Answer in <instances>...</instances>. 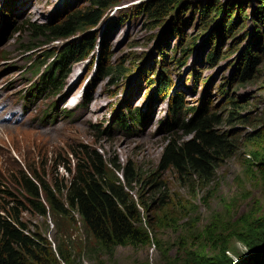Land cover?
Segmentation results:
<instances>
[{
  "label": "rangeland",
  "instance_id": "rangeland-1",
  "mask_svg": "<svg viewBox=\"0 0 264 264\" xmlns=\"http://www.w3.org/2000/svg\"><path fill=\"white\" fill-rule=\"evenodd\" d=\"M5 1L2 6L4 0H0V32L7 22L11 24L6 28L5 37L0 39V188L4 186L19 195L16 177L28 167L35 169L40 177L49 181L56 179L62 184L68 175L58 163L71 158V149L85 145L97 149L105 158L117 159L138 168L140 179L132 184L131 194L138 197L142 193L146 205L142 212L149 241L105 249L84 237L75 222L77 215L74 212L69 211L63 218L53 220L49 215L40 216L33 206L21 199L24 204L21 207L22 220L30 233L40 235L45 241L43 245L47 252L50 246L54 251L60 245L70 255L72 264H182L191 255L201 259L211 257L215 251L210 240L218 238L228 242L227 255L232 264L240 259V255L247 256L249 251L235 237H231L230 232L241 216L256 219L264 214V174L257 170L251 153L264 146V51L260 43L257 46L254 44L252 55L259 59L251 65L250 75L231 81L228 87L222 85L232 79L237 69L242 70L243 51L254 42V38L257 42H264L263 22H256L259 28V35H256L253 23L258 20L252 22L249 16L258 0H246L248 7H244L243 13L247 12V19L240 14L233 33L239 31L237 29L242 24L246 23V27L232 40V33L224 34L221 30L217 33L215 23L219 21V15L214 18V13L210 12L201 22L198 7L181 11L180 26L186 35L179 43L183 44L182 50L195 37L192 50L185 55L177 45L179 35L176 34L170 38L172 43L169 46L164 40L157 46L160 35L167 30L166 24L176 10L164 16L158 26L150 25L151 20L146 18L145 12L137 13V7L148 0H121L117 6L106 10L103 19L86 33H93L99 48L104 38L108 50L105 66L124 61L123 66L128 71L118 78H101L99 60L89 55L84 60L65 63L69 72L62 77L63 85L59 91H42L35 98L28 97L26 100H21L20 94L35 79L30 73L33 68L29 66L31 61L27 56H32V61L36 56L38 59L50 56L42 64L41 69H44L58 53L75 44L79 35L50 41L24 52L21 45L29 43V32H12L13 29L21 28L29 21L39 24L49 22L60 8L63 10L59 15L61 17L71 9L86 6L89 0ZM186 1L190 6L197 1L209 4L210 8L227 2ZM121 11L131 13L123 25H118L116 18ZM233 11L229 12L228 19ZM211 18L214 20L210 23ZM200 27L206 29L199 32ZM105 28H108L106 35ZM211 29H216L214 39L205 47L203 41L208 38ZM228 47L231 48V56L227 58L222 54ZM94 50L97 51L96 46ZM211 51L217 52V58L213 64H208L205 57ZM162 52L175 60L186 57L185 65L170 66V58L160 63ZM163 67H167L165 74L171 80V89L183 93L184 107L175 124L171 122L160 126L166 116V100L159 95L153 98L155 102L148 100L153 86L149 89L150 85L146 84L148 79L140 69L144 68L146 73L149 70L151 74ZM139 72L142 82L137 83ZM81 91L84 96H89L88 104H71ZM230 100L236 101L234 106ZM51 101V116H44ZM125 101L132 109L146 110L148 106L147 113L151 109L141 125L129 119L132 133H128L127 129H117L113 124L114 112ZM203 107H206L207 113L216 114L221 120L217 129L238 138L240 145L233 157L219 163L213 179L208 182L199 181L190 172L163 167L160 162L163 147L169 140L191 138L181 125L190 122L197 110ZM237 113L246 117L248 123L228 120L230 114L235 117ZM150 173L155 174L160 187L151 184L141 187V180ZM9 199V196L0 193V210Z\"/></svg>",
  "mask_w": 264,
  "mask_h": 264
},
{
  "label": "trees",
  "instance_id": "trees-1",
  "mask_svg": "<svg viewBox=\"0 0 264 264\" xmlns=\"http://www.w3.org/2000/svg\"><path fill=\"white\" fill-rule=\"evenodd\" d=\"M120 1L89 0L86 6L71 9L61 17L59 15L63 10L60 8L49 22L39 24L29 21L26 23L27 25L13 29L12 32H29V43L21 45L24 52L41 47L50 41L65 40L76 34L79 35L75 38L77 40L75 44H68L69 46L62 53H58L54 61L46 67V71L40 78L44 90L59 91L62 87V77L69 72L65 63L85 59L90 54L94 56L95 46L98 48L96 59L99 60L98 71L101 72V78L106 76L118 78L128 71V68L123 66L124 61L113 66H105L104 63L108 61V56H106L108 50L105 48L104 38L101 40L99 48L93 33H86L103 19L106 10L117 6ZM225 5L216 4L210 8L209 4L197 1L194 6H190L186 0H148L137 7V13L145 12L146 18L151 20L150 25L158 26L164 16L176 10L174 17L166 24L167 30L160 35L157 46L162 40L169 46L168 44L172 43L170 38L176 34L179 35L177 45L181 49L182 55H185L192 50L195 37L182 50L183 44L179 43H182L181 37L186 35L183 34V29L180 26L181 11L198 7L197 12L199 16H202L199 18L201 22L207 18V14L210 12L214 13V18L217 15L220 16L219 21L215 23L218 27L217 30H212V28L208 38L206 37L203 41V45L207 47L210 40L214 39L215 30L218 34L220 30L224 34L232 33L230 36V40H232L242 28L246 27L244 22L245 25L242 24L237 29L239 31L233 33V27L238 22L239 15H243L244 19H247V12L243 13V9L245 6L248 7V2L246 0H227ZM203 8L205 10H202ZM230 11H233V15L231 14L232 17L228 19ZM130 13V11H121L116 18L118 25L120 23L123 25L130 17ZM249 16L252 22L258 20L253 23V26L254 32L259 35L256 22L259 24L263 22L264 25V0L256 2ZM214 18L209 19V22ZM10 24L8 22L7 26ZM205 29L200 27L199 32ZM104 34H108V28H105ZM257 41L254 38V42L244 49L241 61H244L242 70L237 69L232 79L224 81L222 87H228L231 81L244 79L250 75L249 69L253 68L251 65H254L259 59L252 55L254 44L256 43L255 46H257L260 43L264 51V42ZM177 45L173 47L174 52ZM228 52H231L230 47L222 55L228 58L231 56V53L229 55ZM49 57L38 59L36 56L31 65L33 71L35 72ZM168 58H170L169 62L172 61L170 66L182 65L183 67L185 65L186 57L175 60L173 56H168L165 52L161 53L160 63L167 61ZM216 58L217 52L211 51L206 55L205 62L213 64ZM151 67L149 68L152 69ZM166 68L150 72L151 74L148 73L149 70L146 73L144 68L140 69V72H144L143 75L148 79L146 84L150 85L149 89L153 86L151 92L153 95L150 94L149 99L159 95L162 99L166 97L169 100L172 122L175 124L183 110L184 98L183 93L177 89H171V80L165 74ZM140 72L137 74V83L142 82ZM191 73L195 75L194 70ZM198 76L196 74L197 79ZM194 82L196 83V80ZM85 98L88 103L89 96L85 95ZM230 103L234 106L236 101L230 100ZM203 108L202 111L197 110L193 120L191 119L188 123L183 122L181 125L182 129L191 134V138L182 141L169 140L163 147L160 162L163 167L173 168L178 172H190L199 181L208 182L213 179L219 163L223 159L233 157L240 145L238 138L229 135L226 131L218 130L217 126L221 122L219 117L216 114L207 113L206 107ZM200 111L201 113H199ZM143 115L145 112L142 114L139 109L133 110L130 104L125 101V104L115 111L113 124L117 129H127L128 133H132L129 119L135 124L141 125L144 121ZM229 117L228 120L234 122L248 123L249 121L239 113L235 117L230 114ZM166 122L171 123L169 119ZM96 132L102 134L101 131ZM79 150L81 151L79 152ZM251 153L256 161L257 170L264 174V146ZM70 154L71 158L68 161L58 163L68 175L62 184H59L56 179L46 180L40 177L35 169L28 167L16 177V184H19V195L10 192L4 186L0 188V193L11 199L4 202V206L0 210V264H72L70 255L60 245L54 248V251L50 246L47 252L43 245L45 241L40 235L28 231L27 225L21 217V207L24 206L21 199L33 206L40 216L47 217L49 215L53 220L58 217L63 218L69 211L74 212L77 215L75 222L79 224L84 237L105 249H113L126 244H144L149 241V232L143 222L142 209L146 205L142 200V193H139L138 197L131 194L132 184L140 179L138 168L117 159L105 158L97 149L85 145H81V148L76 150L71 149ZM146 184H151L153 187L159 186L154 173L146 175L141 180V187ZM230 235L240 241L249 251L247 256L240 255V259L233 264H264V214L256 219L246 215L241 216L235 221V227ZM210 242L215 251L211 257L201 259L191 255L187 256V261L182 264H232V259L227 255L229 248L226 245L228 242L218 238H211Z\"/></svg>",
  "mask_w": 264,
  "mask_h": 264
},
{
  "label": "bare ground",
  "instance_id": "bare-ground-1",
  "mask_svg": "<svg viewBox=\"0 0 264 264\" xmlns=\"http://www.w3.org/2000/svg\"><path fill=\"white\" fill-rule=\"evenodd\" d=\"M16 6H17V5H16ZM14 7H15V6H14ZM18 8H19V7H18ZM9 9H10V8H9ZM30 11H31V10H30ZM12 18H13V17H12ZM11 55H12V54H11ZM3 67H5V65H4V66H2V68H3ZM4 70H5V69H4ZM16 72H17V71H16ZM72 96H73V95H72ZM92 109H93V108H92ZM0 120H2V119H0Z\"/></svg>",
  "mask_w": 264,
  "mask_h": 264
}]
</instances>
